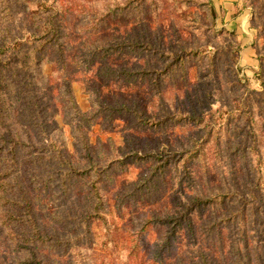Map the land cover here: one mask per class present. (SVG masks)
Masks as SVG:
<instances>
[{
  "label": "trees",
  "instance_id": "16d2710c",
  "mask_svg": "<svg viewBox=\"0 0 264 264\" xmlns=\"http://www.w3.org/2000/svg\"><path fill=\"white\" fill-rule=\"evenodd\" d=\"M31 3L36 4L34 9H30ZM214 8L213 0H170L178 23L171 25L164 41L160 33L150 34L146 21L149 14L157 18L159 0H107L102 4L91 0H0V264H88L84 250L91 239L92 224L100 225L105 244L115 247L117 227L105 214V183L112 185L114 175L127 174L131 166L139 172L114 194L117 210L133 206L145 194L155 195L158 184L169 180L181 194L172 211L149 213L130 235L140 242L149 230H158L156 258L147 264H158L181 234L193 247L177 258L176 264H216L196 239L194 220L207 210L209 219L200 226L203 236H218L222 227H230L245 239L246 209L244 205L232 207L241 194L232 191L228 182L240 167L244 178L257 187L263 158L254 133V114L246 101L253 89L236 66L238 46L222 39L225 35L235 39L236 34L217 29ZM122 15L133 20L129 31L111 38L98 36L108 21ZM73 20H77L75 31L85 38L78 41L70 60L67 26ZM250 21L263 38L260 46L254 44L256 79L264 104L262 4L253 8ZM183 31L188 34L183 35ZM199 37L211 39L212 52L201 50ZM122 55L141 56L145 63L130 66L111 62ZM70 61L81 71L94 68L104 82L127 86L146 82L159 96V111L147 112L136 100H108L96 87L87 91L90 107L82 111L65 79ZM45 63L51 64L50 74L60 80L58 107L69 124L75 152L69 151L60 134L52 132L37 92L36 80L45 77ZM190 66L197 69L194 84L202 93H187L184 100L176 97L166 105L161 99L162 88L166 83L187 84ZM218 74L220 94L225 98L223 112L211 109V92L202 81L203 76L212 80ZM262 112L264 115V107ZM119 117L145 131L165 130L169 124L190 126L192 131L186 134L185 142L171 146L165 140L166 144L155 150H139L127 135L128 146H116L112 139L90 142L88 131L96 120L110 124ZM212 175L219 184H211ZM77 187L83 207L77 215L66 217L60 206ZM250 193L253 195V190ZM42 203L47 204L44 213L49 227L40 222L36 211ZM68 221L81 232L69 233ZM133 253L132 249L127 252L129 263ZM230 253L231 264H251L237 240L231 241ZM98 264L106 263L101 259Z\"/></svg>",
  "mask_w": 264,
  "mask_h": 264
},
{
  "label": "rangeland",
  "instance_id": "374dc122",
  "mask_svg": "<svg viewBox=\"0 0 264 264\" xmlns=\"http://www.w3.org/2000/svg\"><path fill=\"white\" fill-rule=\"evenodd\" d=\"M91 1L96 4H102L107 0ZM159 1L160 10L157 18L153 19L151 14H149L146 17V21L150 34L154 36V34H156L155 32H158L162 35L164 41H166L169 33H171V25L173 23L177 24L178 20L176 15L171 12L170 0ZM213 3L216 12L215 22L217 29L224 28L236 34L235 39L228 35H225L222 39L224 43H235L238 46L236 66L239 70L240 77L245 79L250 88L253 89L247 94L246 101L256 121L254 133L256 142L262 153L263 164L260 167V178L257 187H254L249 180L244 178V173L240 167L236 168V174L233 179H230L228 182V186L232 191L236 190L238 191L237 193L241 194V197L231 204L232 207L244 205L246 209L247 222L245 239H241L236 229H231L230 227H222L218 236H203L200 226L205 219H209L208 210L205 211L202 218H195L194 220L196 239L208 251L216 264H231L232 257L230 246L233 240H237L242 252L250 257L251 264H264V115L262 112L264 104L260 100L259 90L261 87L256 79V71L258 69L256 45L260 46L263 42V38L261 35H258L250 21L253 8L259 6V4L264 6V2L262 0H213ZM35 7V3L30 4V9H34ZM190 9L194 10L195 8L191 7ZM75 23H77V20H73V22L67 26L71 34V49L68 53L70 60L76 52L78 41L85 38L84 35H80L75 31ZM132 26V18L122 15L108 21L107 25L100 30L98 36L111 38L113 36L122 35L129 31ZM186 34H188V32L183 31V35ZM198 39L201 43V50L204 53L213 51L212 44L210 43L211 39L205 40L200 37ZM111 59L112 63L130 66L142 65L145 63V58L135 55H122L121 57H113ZM51 70L52 66L50 63H45L43 65L45 77H39L37 80L35 79L37 81V92L45 107L47 121L52 132L54 134H60L64 138L69 151L75 152L76 147L72 142L69 124L64 122L65 119L58 107L57 95L61 83L59 78L50 74ZM196 70L195 66L189 67V81L187 84H183L182 82L165 84L161 90V99L166 105L176 100V97L180 100H184L187 93H191L190 95H193L194 92L199 94L202 93V90L197 88L196 84H194L197 81L195 79ZM65 79L69 81L76 103L82 111H86L90 107V100L88 99L89 94L87 91L93 89V87H96L100 95L108 100H112L113 98H121L128 102L136 100L147 112L159 111V96L153 93L146 82L137 83L134 86H127L114 81L104 82L97 78L94 68L81 71L75 68L71 61L67 67ZM202 81L205 82V87L211 92V109L223 112L225 110L223 99L225 101V98L222 95V99L220 94L222 84L219 74L212 80H209L207 76H203ZM130 122L131 121L119 117L115 118L112 123L107 124V122L98 119L88 131V138L92 144H95L98 139L101 141L112 139L116 146H128L125 142V135H127L134 139L135 145L139 150H155L160 147V145H165V140H167L171 146H175L179 142H185L186 134L192 131L190 126L182 124H169L165 130L160 131H145L133 128ZM242 137H245V135ZM248 140L250 141V138H248ZM212 171H214V167H212ZM138 172L139 168L131 166L127 174L121 176L114 175L112 185L105 183V190L108 197V205L105 214L117 227L114 243L115 247L106 245L102 227L98 224H92L91 239L88 247L84 250L88 264H98L101 259H103L106 264H147L148 260L156 258L157 229H151L145 233L140 242L134 235L132 237H130V235L137 231L138 221L147 217L149 213L161 214L172 211L176 207L181 194L177 190V186L169 180L165 184H158L157 193L155 195L149 196L145 194L138 199L133 206H125L121 211L117 210L116 204L113 201L114 194L127 182L134 180ZM197 175L198 182L202 185V181L199 179V173H197ZM214 183L219 184L220 182L218 178L212 175L211 184ZM184 190L188 192L186 187ZM251 190H253V195L250 193ZM244 201H247V203L245 204ZM46 203L37 205L36 211L39 214L40 222L46 227H49L50 222L44 213L47 207ZM83 204L77 187L71 196L61 204L60 208L66 217H72L81 211ZM219 212L220 211L217 210L218 214ZM68 222L69 224L66 226V229L69 233L81 232V228L77 227L74 222ZM59 228H61V226ZM132 239H135V241L132 242ZM191 247L193 246L185 235L181 234L174 242L173 248L168 253H165L162 260H159L157 263L176 264L177 258L184 257ZM130 249L134 250L137 254L133 253L134 256H132L129 263L126 258L127 252ZM60 261L64 262V259L60 258Z\"/></svg>",
  "mask_w": 264,
  "mask_h": 264
}]
</instances>
